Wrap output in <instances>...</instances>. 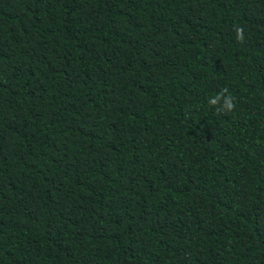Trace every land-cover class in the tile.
Here are the masks:
<instances>
[{"label": "trees", "instance_id": "obj_1", "mask_svg": "<svg viewBox=\"0 0 264 264\" xmlns=\"http://www.w3.org/2000/svg\"><path fill=\"white\" fill-rule=\"evenodd\" d=\"M0 264H264V0H0Z\"/></svg>", "mask_w": 264, "mask_h": 264}, {"label": "clouds", "instance_id": "obj_2", "mask_svg": "<svg viewBox=\"0 0 264 264\" xmlns=\"http://www.w3.org/2000/svg\"><path fill=\"white\" fill-rule=\"evenodd\" d=\"M236 33H237V39L238 40H243V29L242 28H237V30H236ZM230 107H231V105H230Z\"/></svg>", "mask_w": 264, "mask_h": 264}]
</instances>
